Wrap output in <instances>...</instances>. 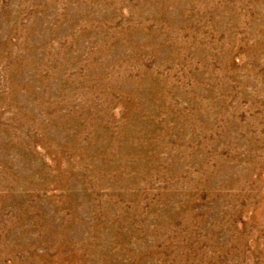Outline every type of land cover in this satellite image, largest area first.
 Masks as SVG:
<instances>
[{"label":"rangeland","instance_id":"1","mask_svg":"<svg viewBox=\"0 0 264 264\" xmlns=\"http://www.w3.org/2000/svg\"><path fill=\"white\" fill-rule=\"evenodd\" d=\"M0 264H264V0H0Z\"/></svg>","mask_w":264,"mask_h":264}]
</instances>
